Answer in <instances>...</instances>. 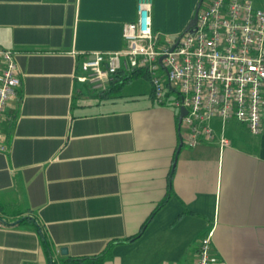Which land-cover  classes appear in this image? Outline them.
<instances>
[{
  "label": "crops",
  "instance_id": "crops-1",
  "mask_svg": "<svg viewBox=\"0 0 264 264\" xmlns=\"http://www.w3.org/2000/svg\"><path fill=\"white\" fill-rule=\"evenodd\" d=\"M197 1L154 0V31H182ZM135 4L0 0L21 77L0 122V264H196L209 231L218 264H264V113L259 135L229 121L230 147L178 149L176 111L152 104L146 77L109 95L75 77L85 53L122 48Z\"/></svg>",
  "mask_w": 264,
  "mask_h": 264
},
{
  "label": "built area",
  "instance_id": "built-area-1",
  "mask_svg": "<svg viewBox=\"0 0 264 264\" xmlns=\"http://www.w3.org/2000/svg\"><path fill=\"white\" fill-rule=\"evenodd\" d=\"M153 4L154 0H136L135 17L122 25V48L85 53L76 79L101 92L118 73L144 72L152 104L174 109L177 120L185 110L178 132L189 148L230 147L224 127L232 120L252 135L261 134L264 11L251 0H202L194 26L172 39L154 31ZM20 86L16 53L0 47V122ZM4 150L0 128V153ZM211 236L209 231L201 238L196 264H218Z\"/></svg>",
  "mask_w": 264,
  "mask_h": 264
},
{
  "label": "trees",
  "instance_id": "trees-1",
  "mask_svg": "<svg viewBox=\"0 0 264 264\" xmlns=\"http://www.w3.org/2000/svg\"><path fill=\"white\" fill-rule=\"evenodd\" d=\"M139 77H145V74H144V72L137 70V69L132 70L131 73H129V74L118 73L116 75V77L114 78V80L110 82L109 88L104 93L106 95L118 93L124 84H126L127 82H129L132 79H136ZM171 177H172V172L169 174L167 194L161 200V202L155 207L152 214L147 219V221L144 223L142 228L151 220L154 213L166 203L168 197L170 196V194H171ZM108 256H109V251H107L106 253H103V254H99V255L65 259L63 261V264H102L103 260Z\"/></svg>",
  "mask_w": 264,
  "mask_h": 264
},
{
  "label": "water",
  "instance_id": "water-1",
  "mask_svg": "<svg viewBox=\"0 0 264 264\" xmlns=\"http://www.w3.org/2000/svg\"><path fill=\"white\" fill-rule=\"evenodd\" d=\"M201 1L202 0H198L197 3H196V7L194 9V12H193V15H192V18L189 20V22L187 23V25L184 27V30L187 31L189 30L192 26H194L195 22H196V18H197V11L199 9V6L201 4ZM172 39L175 38V36H171ZM185 114V110L182 108L180 110V114L178 116V124L180 123V120L182 118V116ZM182 146V142L180 141L179 143V146H178V149ZM64 251V249H62V252Z\"/></svg>",
  "mask_w": 264,
  "mask_h": 264
},
{
  "label": "rangeland",
  "instance_id": "rangeland-1",
  "mask_svg": "<svg viewBox=\"0 0 264 264\" xmlns=\"http://www.w3.org/2000/svg\"><path fill=\"white\" fill-rule=\"evenodd\" d=\"M139 79H140V80H139ZM131 82H135V83H138V84H139V83H142L143 86L146 85V81L143 79V77H142V78L139 77V78H136V79H132ZM230 122H233V123H234V122H236V121L232 120V121H230ZM233 123L230 124V127L235 125V123H234V124H233ZM227 126H228V125H227Z\"/></svg>",
  "mask_w": 264,
  "mask_h": 264
}]
</instances>
